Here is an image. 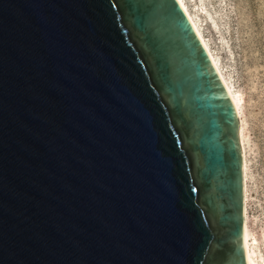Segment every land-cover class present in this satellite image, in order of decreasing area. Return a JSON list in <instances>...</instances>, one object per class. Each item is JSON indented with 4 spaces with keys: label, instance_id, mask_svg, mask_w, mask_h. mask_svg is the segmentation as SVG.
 Returning a JSON list of instances; mask_svg holds the SVG:
<instances>
[{
    "label": "water",
    "instance_id": "1",
    "mask_svg": "<svg viewBox=\"0 0 264 264\" xmlns=\"http://www.w3.org/2000/svg\"><path fill=\"white\" fill-rule=\"evenodd\" d=\"M236 106L179 0H0V264H248Z\"/></svg>",
    "mask_w": 264,
    "mask_h": 264
},
{
    "label": "rangeland",
    "instance_id": "2",
    "mask_svg": "<svg viewBox=\"0 0 264 264\" xmlns=\"http://www.w3.org/2000/svg\"><path fill=\"white\" fill-rule=\"evenodd\" d=\"M184 1L243 98L249 225L256 260L264 264V0Z\"/></svg>",
    "mask_w": 264,
    "mask_h": 264
},
{
    "label": "bare ground",
    "instance_id": "3",
    "mask_svg": "<svg viewBox=\"0 0 264 264\" xmlns=\"http://www.w3.org/2000/svg\"><path fill=\"white\" fill-rule=\"evenodd\" d=\"M182 7L186 11L187 15L191 19L196 32L198 33L200 39L202 40L203 44L205 45L206 49L208 50L211 59L218 70L235 106L238 112V117L240 121V139H241V146L243 151V158H244V182H245V229H244V243H245V250L247 255V262L248 264H258L256 260V254L252 248V242L253 239V232L249 225V217H248V162H247V150H246V138H245V124L243 121V98L237 94L236 90L234 89V86L232 83L228 80L227 76L224 73V69L221 66L218 58L213 53L205 35L202 32L201 25L196 21V19L193 17L192 13L189 11L186 3L184 0H179ZM256 239V238H255Z\"/></svg>",
    "mask_w": 264,
    "mask_h": 264
}]
</instances>
